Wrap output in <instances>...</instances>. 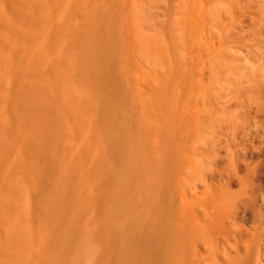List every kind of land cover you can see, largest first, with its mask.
I'll return each mask as SVG.
<instances>
[{
  "label": "bare ground",
  "instance_id": "6f19581e",
  "mask_svg": "<svg viewBox=\"0 0 264 264\" xmlns=\"http://www.w3.org/2000/svg\"><path fill=\"white\" fill-rule=\"evenodd\" d=\"M214 1L231 21L240 5L257 21L263 70L264 0ZM104 9L100 0H0V264H264V138L257 161L246 146L264 137V81L242 116L227 119V137L213 119L197 171L207 159L215 180L184 198L193 225L177 232L162 192L179 162L174 104L186 83L166 67L152 103L173 115L144 120L152 142L132 138L115 121L111 84L128 39Z\"/></svg>",
  "mask_w": 264,
  "mask_h": 264
},
{
  "label": "rangeland",
  "instance_id": "374dc122",
  "mask_svg": "<svg viewBox=\"0 0 264 264\" xmlns=\"http://www.w3.org/2000/svg\"><path fill=\"white\" fill-rule=\"evenodd\" d=\"M100 1L115 30L124 27V36L128 39L121 38L126 42L127 61L118 63L111 84L117 94L119 115L115 121L121 127L129 126L132 138L142 136L145 143L152 142L154 139L143 133L144 120L149 118L164 124L166 118L173 115H162L152 103V96L160 87L158 77H165L166 67H173L179 79L186 83L184 88H178L180 97L174 104L180 114L172 133L175 140H181L179 162L162 192L170 227L182 232L193 222L191 213L184 212V198L192 203V197L207 191L215 180L208 174L207 159L206 173L200 178L197 171L200 152H209L212 139L217 135L213 119L220 118L218 135L222 139L227 137V119L242 116L239 114L254 99L264 81L257 21L243 5L238 10L244 12L241 16L238 12L239 17L231 21L226 15V4H217L214 0ZM114 33L109 31V35ZM65 65L68 66V61ZM236 91L241 97H231ZM255 138L246 142L248 150H252H247V158L252 155L254 158L250 159L257 161L262 156L258 145L264 137L259 136L260 141ZM249 143L258 147L252 149ZM222 165H218V180L223 178ZM262 172L261 176L263 167L258 175ZM204 198L209 199L208 192ZM243 225L248 228L251 223ZM262 258L264 261V256Z\"/></svg>",
  "mask_w": 264,
  "mask_h": 264
}]
</instances>
